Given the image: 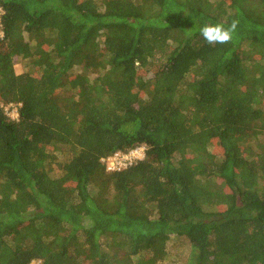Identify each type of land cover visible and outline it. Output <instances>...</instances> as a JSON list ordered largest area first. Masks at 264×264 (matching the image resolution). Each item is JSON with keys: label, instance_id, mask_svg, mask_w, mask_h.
I'll return each mask as SVG.
<instances>
[{"label": "trees", "instance_id": "16d2710c", "mask_svg": "<svg viewBox=\"0 0 264 264\" xmlns=\"http://www.w3.org/2000/svg\"><path fill=\"white\" fill-rule=\"evenodd\" d=\"M0 8V264H264V0Z\"/></svg>", "mask_w": 264, "mask_h": 264}, {"label": "built area", "instance_id": "2783aa9c", "mask_svg": "<svg viewBox=\"0 0 264 264\" xmlns=\"http://www.w3.org/2000/svg\"><path fill=\"white\" fill-rule=\"evenodd\" d=\"M5 12L0 8V39L3 38V30H2V16ZM7 115L11 119L17 120V108L15 105H7L3 108ZM145 156V148L143 146L131 149L127 152H115L112 155L107 156L100 160V162L105 166L106 171L109 172H119L128 167L134 165L137 161L142 160ZM32 264H38L34 262Z\"/></svg>", "mask_w": 264, "mask_h": 264}, {"label": "rangeland", "instance_id": "374dc122", "mask_svg": "<svg viewBox=\"0 0 264 264\" xmlns=\"http://www.w3.org/2000/svg\"><path fill=\"white\" fill-rule=\"evenodd\" d=\"M14 70L17 74H21L25 71L23 67V63L20 60H18L15 63ZM257 144H259V142H257ZM59 160L61 161L63 160V158ZM54 172L59 173L58 168H56ZM166 249H167V257L160 264H185L186 259L190 252V245L188 241H186L183 238H177L175 236H170L166 244Z\"/></svg>", "mask_w": 264, "mask_h": 264}, {"label": "clouds", "instance_id": "9594fccd", "mask_svg": "<svg viewBox=\"0 0 264 264\" xmlns=\"http://www.w3.org/2000/svg\"><path fill=\"white\" fill-rule=\"evenodd\" d=\"M239 21L233 20L227 27L224 24H205L200 28V35L209 45L227 44L233 39Z\"/></svg>", "mask_w": 264, "mask_h": 264}]
</instances>
